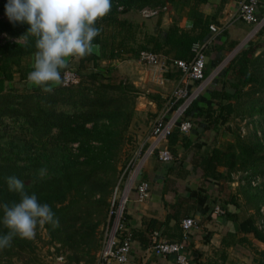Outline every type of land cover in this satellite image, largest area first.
I'll use <instances>...</instances> for the list:
<instances>
[{"label":"trees","instance_id":"trees-1","mask_svg":"<svg viewBox=\"0 0 264 264\" xmlns=\"http://www.w3.org/2000/svg\"><path fill=\"white\" fill-rule=\"evenodd\" d=\"M228 1L187 0L183 4L181 0H111L110 13L98 22L102 31L93 41L92 53L70 60L67 69L75 72L77 83L69 87L54 85L50 93L30 84L27 79L36 50L34 37L24 39L28 25L0 20V35L21 40L0 41V127L8 122L19 127L27 142L41 147L50 140L63 150L53 170L38 178L32 162L41 164L39 158L19 159L18 154L25 151L23 144H0V203L18 202V194L7 190L5 178H19L24 182L25 191L35 193L39 202L48 204L59 220L55 228L50 224L42 225L50 241L68 250L81 245L87 248L88 237L99 225L94 221L96 214H102L105 219L108 197L116 183L117 155L127 140L135 115L134 100L142 95L130 82L115 75L111 65L102 62L112 61L122 52L137 58L140 51H148L165 60V67L171 69L167 75L169 79L178 80L180 73L172 66V61H189L192 44L204 41L209 36L208 26L216 24V14L204 16L198 7L214 4L218 14ZM6 3L0 1V13L5 12ZM177 4L175 11L181 13L180 20L184 18L189 22V29H181L175 22L163 28L157 20L150 33H140L137 40V27L122 18L144 7ZM263 29L257 33V38L264 35ZM104 30L109 32L104 34ZM229 46L231 50L235 43ZM254 51L255 45L248 42L235 54L209 86L210 107L193 102L184 119L193 126L216 133L228 124L236 108L246 105L240 115L258 118V126L264 124V104L256 106L257 96L264 94V47L256 56ZM224 132L232 139L225 148L208 146L199 151L194 141L174 128L166 144L173 156L171 164L179 159L180 155L176 154L179 148L182 153H190L189 164L200 170L203 181L221 187L237 183L235 194L215 204L223 210L224 220L236 222L238 233L250 234L255 240L264 242V232L256 227L253 217L239 220L236 213L227 210V206L238 208L237 196L245 204L251 203L254 215H258L260 205H264V136L261 140L255 130L251 138L243 139L226 126ZM172 168L170 166V170ZM235 174L241 175V180H234ZM257 179L259 182L252 187L251 181ZM194 205L195 201L192 208ZM2 215L0 210V218ZM178 215L175 212L163 222L142 219L141 231H131V237H140L143 231L158 232L167 227L169 221L173 222L174 231L179 230L181 219ZM6 232L0 224V234ZM179 238L180 235L167 241ZM31 252V241L14 238L11 247L0 250V264L4 258L24 262ZM260 256L257 264H264V251Z\"/></svg>","mask_w":264,"mask_h":264},{"label":"crops","instance_id":"crops-1","mask_svg":"<svg viewBox=\"0 0 264 264\" xmlns=\"http://www.w3.org/2000/svg\"><path fill=\"white\" fill-rule=\"evenodd\" d=\"M236 1L240 0H229L218 14L214 4L200 5L198 9L204 16L216 14V22H219L226 10L232 9V6L237 3ZM258 15L264 17V0L258 9ZM165 23L167 24L169 21L167 20ZM247 27L248 25L236 22L226 29L224 43L219 42L217 38H213L209 42L205 49V74L213 72L226 61L230 50L229 44L235 43L236 46L241 42L247 34ZM102 64L111 65L115 70V75L124 78L142 92V95L137 98L134 107L135 115L127 133L128 138L130 137V148L136 150V147L143 142L142 137L146 135L145 132L143 133L144 124L148 118L157 115L177 80L167 77L170 75L171 69L165 67V70L160 73L153 68L141 65L137 58L127 52H122L118 58L102 62ZM142 116L143 123H140ZM148 132L146 133L148 134ZM198 132L201 144L198 147L195 146V149L199 151L208 146L221 147L223 144H220L219 141L220 133L223 136H228V133L219 132V129L215 133L203 130L201 126L198 128ZM230 142V139L225 140L224 146ZM176 154L180 157L174 165H161L153 158L145 162L143 179L149 185V196L144 202L137 203L134 201V192L129 194L124 212L125 228L130 233L131 231L140 232L142 219H155L158 222H163L167 216L178 212L179 220L193 218L198 224L196 230L190 231L187 245V253L193 264L259 263L260 253L264 251V242L255 240L250 234L238 233L236 222L223 218L222 220L214 219L211 213L215 202L220 203L226 200L229 195L235 194L233 189L236 183L232 182L221 187L215 183L203 181L200 170L189 164L190 153H182L177 148ZM170 166L174 168L170 170ZM225 190L226 193H224ZM212 191L214 194H211ZM210 194L215 196V201L210 199ZM193 201H195V205L192 208ZM172 205L174 207H171ZM231 207L227 206V210L236 213L238 219L242 220L241 210L238 211L239 208ZM172 227L173 222L169 221L167 227L156 232L158 238L167 241L179 236L180 228L174 231ZM149 234L150 232L143 231L140 237H131L128 259L124 264H175L172 257H163L148 248ZM242 238L244 241H241ZM145 240L146 244H144ZM248 247L252 250H249Z\"/></svg>","mask_w":264,"mask_h":264},{"label":"built area","instance_id":"built-area-1","mask_svg":"<svg viewBox=\"0 0 264 264\" xmlns=\"http://www.w3.org/2000/svg\"><path fill=\"white\" fill-rule=\"evenodd\" d=\"M263 0H240L233 8H228L223 18L208 26L209 36L200 42L192 44L189 61L174 60V66L180 73L176 84L167 101L153 119L149 132L138 149L134 150L121 172L116 186L109 197L106 224L104 227L102 244L95 264H124L127 262L130 251L131 233L124 226V210L129 194L134 192V201L144 202L149 196V185L143 179V167L148 159H155L161 165L173 162V156L166 147L168 134L176 128L181 135L191 139L190 132L193 125L184 119L185 112L193 102L200 106L210 107L208 89L213 80L219 75L226 63L244 49L249 40L253 38L264 26V17L258 15V9ZM160 13H167V5L158 8H142L139 14L142 18L156 17ZM239 22L251 26L244 39L234 46L227 56L226 61L213 72L205 74V49L213 38L221 43L225 42L224 33L228 26ZM181 29H189V22L182 18L178 23ZM137 61L148 68H153L162 73L165 70V60L157 54L140 51ZM63 83L61 87H69L77 83V76L71 69L62 72ZM259 136V133L257 132ZM259 180L251 181L255 186ZM121 186L120 194L118 187ZM214 219H221L223 210L218 204L212 207ZM197 221L193 218H183L179 222L180 238L177 241H164L158 238L156 232L148 236V248L163 257H172L175 264H193L188 253L190 231L196 230ZM262 230V229H261ZM264 232V230H262Z\"/></svg>","mask_w":264,"mask_h":264},{"label":"clouds","instance_id":"clouds-1","mask_svg":"<svg viewBox=\"0 0 264 264\" xmlns=\"http://www.w3.org/2000/svg\"><path fill=\"white\" fill-rule=\"evenodd\" d=\"M111 0H7L5 14L10 22L27 24V36L35 38L32 70L28 82L50 93L61 85L62 70L70 60L92 53L93 41L102 31L98 22L111 11ZM46 169L39 170L40 178ZM7 190L17 193L18 202H2L0 224L7 232L0 234V250L11 247L14 238L33 239L38 225L59 226V220L35 193L25 191L24 182L15 176L5 178Z\"/></svg>","mask_w":264,"mask_h":264},{"label":"rangeland","instance_id":"rangeland-1","mask_svg":"<svg viewBox=\"0 0 264 264\" xmlns=\"http://www.w3.org/2000/svg\"><path fill=\"white\" fill-rule=\"evenodd\" d=\"M0 1L7 2V0H0ZM186 1L187 0H181V2H183V4H185ZM177 7H178V4L176 6H171V7L167 6V13L166 14L160 13L159 16L151 17L148 19L142 18L141 15L139 14V10H133V11L125 14L124 16H122V18H125L134 27H137L136 31H138L139 33H136V39L138 40V36L140 33H142V32H144L146 34L150 33L151 28L153 27L154 23L157 20L160 21V26L163 28L172 24L173 22L177 23V25H178V23L180 22V17L178 15H180L181 13L179 12V10H178V12L175 11V9ZM144 8H158V6L144 7ZM166 19L169 21V23H167V24L165 23L167 21ZM0 20L9 21L5 12L0 13ZM250 28H251V26L248 25L247 33L250 31ZM263 28H264V26H263ZM108 32L109 31L104 30V34H107ZM0 41L8 43V42H17V41H21V40H18L16 38H11V37H8L6 35H0ZM249 41H250L249 43H252L253 45H255V51H254L253 55L256 56L261 51V48L264 47V35L262 37H259V38H257V35H255ZM230 51H229V53H230ZM260 71H261V67H260ZM263 72H264V69H263ZM219 74H221V72ZM20 87H21V84L18 85V88H20ZM137 98H135V100H134V107L136 105ZM256 100H258V103L256 104V106L259 104L260 105L264 104V94L257 96ZM245 106L246 105H243L241 107L236 108L234 111V114L232 116H230V120H229L228 124L220 127L219 132H224L225 126H226L229 128V130H231L235 134L242 136L243 139H247V138H251L253 135L252 132L256 130V132H258L260 135L259 138H261V140H263L262 137L264 136V124H261L258 126V122H259L258 118H256V117L250 118V117H247L246 115H240V112H242L244 110ZM155 116L148 118V120L144 124L145 126H144L143 133L145 132L144 134H146V135H145V137L144 136L142 137L143 142L147 136L146 132H148V128H150L149 126L151 125ZM142 120H143V116H142V119L140 120V123H143ZM7 123L8 122L4 123V126L0 127V144H4L5 142H12L13 145L14 144H17V145L23 144L25 151L18 154L19 159L25 158V157L29 160H32L34 158H39V163H41L42 165L36 164V162L34 160L32 162V165H36V167H35L36 175L35 176H37L38 178H40V176H39V170L40 169H42V168L46 169V172H48L49 170H53L56 161L59 159L60 155L63 152L62 148L53 144L50 140H48L45 143V145H42L41 147L39 144H32L29 141L27 142L26 139L24 138V136L22 135V133L20 132L19 127H17L16 125H11V124H7ZM149 123H150V125H149ZM131 134H132V132H131ZM220 134L221 135L219 136V138H220L219 141H220V144L221 143L223 144L220 148H225V146H224L225 140H227V139L232 140V139H231L229 134H228V136H225V135L223 136L222 133H220ZM190 136H191L190 140L194 141V143H195L194 146L198 147L201 144V141L199 140V132H198L197 126H193V128L190 132ZM130 147H131L130 137L128 138V135H127V140L122 145V147H121V149L117 155V159H116L117 173H116L115 186L118 182V179L121 175L122 170L124 169V167L127 164L128 159L130 158V156L132 155V153L135 150V149H131ZM138 147H136V148L138 149ZM26 163H28V161ZM241 177L242 176L239 174L233 175L234 180L240 179ZM240 180H239V182H240ZM240 183H242V182H240ZM236 185H237V183H236ZM236 185H234V189L232 188L235 191V193H236V187H235ZM120 189H121V186L118 187V194H120V192H121ZM259 190H261V189H259ZM212 192H211V194H214V192L213 193ZM224 193H226V190ZM211 194L209 195L210 199L212 201H215L216 200L215 196L211 195ZM109 197H110V195H109ZM109 197H108V202H109ZM236 200H237L238 208H239L238 211L241 210L240 212H241V215L243 216L242 218L244 219V218H248V217H253V220L255 222L256 227L259 230H261V229L264 230V205L263 206L260 205L259 214L254 215L253 211L251 210V206H252L251 203L245 204L243 199L239 196H237ZM124 212H125V210H124ZM106 214H107V212H106ZM106 219H107L106 215H105V219H103L102 214L99 215L97 213L96 217L94 218V221H98L99 225L95 229L93 235L88 237L87 248H85L83 245H81L78 248H74V249H70V250L51 242L50 239L47 237L46 231L44 230L43 226L38 225V227L36 229L35 237L33 239H27V240L31 241V243H32V252L25 259V261L22 262V261H18L17 259H6V258H4V259H2L1 264H95L96 259L98 257V253H99L100 248H101V244H102V238H103L104 227L106 224ZM248 249L252 250L249 247H248ZM251 252H253V251H251Z\"/></svg>","mask_w":264,"mask_h":264}]
</instances>
